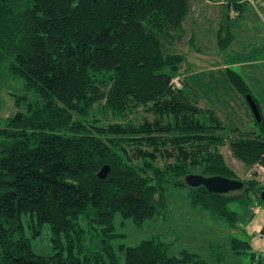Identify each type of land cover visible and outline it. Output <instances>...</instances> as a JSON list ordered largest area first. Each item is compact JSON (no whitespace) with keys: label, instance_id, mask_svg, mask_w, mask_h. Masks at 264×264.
Wrapping results in <instances>:
<instances>
[{"label":"trees","instance_id":"obj_1","mask_svg":"<svg viewBox=\"0 0 264 264\" xmlns=\"http://www.w3.org/2000/svg\"><path fill=\"white\" fill-rule=\"evenodd\" d=\"M247 5L224 3L228 11ZM193 6V0H0V74L24 85L17 111L0 118V264H121L111 243L120 236L116 215L138 225L167 215L170 187L186 189L192 205L231 227L239 220L232 203L250 214L255 209L264 190L257 178L227 193L185 179L240 178L220 150L227 142L246 167L264 164V115L239 72L227 67L234 87L257 102L261 121L255 119L258 129L233 127L230 135L213 110L186 93L187 81H173L185 61L174 47ZM227 37H218L221 48L231 42L230 31ZM96 106L115 118L140 106L155 115L109 121ZM29 213L31 236L22 219ZM82 214L95 230L92 241L78 222ZM45 224L54 250L48 255L32 243ZM170 247L152 237L119 251L125 264H211L188 249L171 255ZM232 248L250 257L245 264H264L247 238L234 236ZM211 250L221 264L220 247Z\"/></svg>","mask_w":264,"mask_h":264},{"label":"rangeland","instance_id":"obj_2","mask_svg":"<svg viewBox=\"0 0 264 264\" xmlns=\"http://www.w3.org/2000/svg\"><path fill=\"white\" fill-rule=\"evenodd\" d=\"M228 1L193 0V12L184 24V35L174 47L185 54V61L173 81L175 84L179 83V86L187 81L189 85L186 93L203 109L213 110L227 126L225 134L230 135L229 129L233 127L246 131L258 129V124L247 96L238 91L230 81L227 67L245 78L253 94L259 99L264 115V26L247 0H241L242 3H248L243 11L235 7L230 11L226 10L224 3ZM220 28L222 33L218 35ZM229 31L233 36L232 40L221 48L218 40L220 38L222 42L227 41ZM23 86L21 78L0 74V118L17 111L15 97L23 93ZM96 107L95 113L105 119V115L109 116V121L141 122L145 117L153 118L155 115L147 106H140L115 118L110 111L101 106ZM216 134H219L218 131ZM220 150L240 179L251 178L247 176L250 167H246L233 155L228 142L221 145ZM166 197L167 215L147 220L142 225L136 224L131 218L116 215L115 230L120 236L111 243L120 256L121 264H125V255L119 251L121 244L136 245L143 239L152 237H160L170 243L171 255H179L183 249H188L199 253L211 264H217L211 255L212 245L221 249L224 256L221 264H245L249 261L250 257L236 255L233 251L234 236L247 238L252 243L251 249L264 247L262 199L255 202L252 215L249 209H243L239 203H232L231 208L239 212V220L237 227H231L224 220L212 216L209 210L192 205L186 189L170 187ZM22 219L26 234L31 236V213L24 214ZM78 222L86 229L87 242L92 241L95 230L90 227L86 216L82 214ZM32 240L35 252L43 255L53 253L49 224H45Z\"/></svg>","mask_w":264,"mask_h":264},{"label":"water","instance_id":"obj_3","mask_svg":"<svg viewBox=\"0 0 264 264\" xmlns=\"http://www.w3.org/2000/svg\"><path fill=\"white\" fill-rule=\"evenodd\" d=\"M248 102L252 108L253 114L257 121H261V114L257 102L251 94H247ZM110 170V165L106 164L99 172V176L106 177ZM189 186L197 187L200 185L205 186L208 190L215 193H227L242 189L245 182L240 178H230L222 175L207 176L201 173H189L185 177ZM261 199L264 201V190L260 193Z\"/></svg>","mask_w":264,"mask_h":264},{"label":"built area","instance_id":"obj_4","mask_svg":"<svg viewBox=\"0 0 264 264\" xmlns=\"http://www.w3.org/2000/svg\"><path fill=\"white\" fill-rule=\"evenodd\" d=\"M247 2L258 13L260 20L264 26V0H247ZM176 84L179 85V83L177 82ZM247 176L251 178H257L264 185V164L257 162L251 165L247 171ZM257 257L264 260V251H258Z\"/></svg>","mask_w":264,"mask_h":264},{"label":"crops","instance_id":"obj_5","mask_svg":"<svg viewBox=\"0 0 264 264\" xmlns=\"http://www.w3.org/2000/svg\"><path fill=\"white\" fill-rule=\"evenodd\" d=\"M259 207H260V205H259ZM253 250L262 251V250H264V247L259 246V247L255 248V249H253Z\"/></svg>","mask_w":264,"mask_h":264}]
</instances>
